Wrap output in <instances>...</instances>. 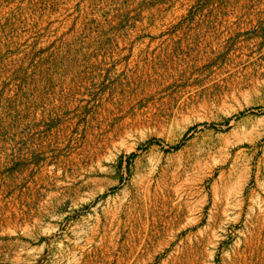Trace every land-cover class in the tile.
I'll return each mask as SVG.
<instances>
[{"label":"rangeland","instance_id":"1","mask_svg":"<svg viewBox=\"0 0 264 264\" xmlns=\"http://www.w3.org/2000/svg\"><path fill=\"white\" fill-rule=\"evenodd\" d=\"M0 264H264V0H0Z\"/></svg>","mask_w":264,"mask_h":264},{"label":"bare ground","instance_id":"2","mask_svg":"<svg viewBox=\"0 0 264 264\" xmlns=\"http://www.w3.org/2000/svg\"><path fill=\"white\" fill-rule=\"evenodd\" d=\"M197 37H199V36L193 35L192 40L193 41L199 40ZM163 54H164V59L167 61H170V63L172 61H175L174 57H175L176 51H173L174 55H170L168 52H165V51H163ZM197 55L202 56L203 55L202 51L197 52ZM93 71L95 73L94 68H93ZM83 76L86 77L88 75H86L84 73ZM118 84H121V82H119ZM123 85L124 86L120 85L118 90L120 91L121 88L123 87V90L126 92L125 94H132V92L136 89L135 88L136 80L134 78L130 77L128 80H123ZM102 123H104L103 120H102ZM87 129L89 131H91V130L94 131L93 136L85 141V143L83 144V148L75 150V152H77V153L80 152L81 155H83V156L79 157L75 162L74 161H67L66 164L64 165L65 170L68 171L71 174V176L74 177L75 179H77L76 178V172L75 171L71 172L70 171L71 168L73 167L75 169L77 167H82L85 165L87 160L95 158L97 155L101 154L103 152V148L110 144V138L112 136V134H108V133H107L108 135H106L108 128H87ZM89 151H90V153H89ZM112 161H114V160H112ZM74 182L77 183L78 181H74ZM75 183H73V185L69 186L67 189H64L63 190L64 193H70L72 191H76L81 187V186H77V185L75 186Z\"/></svg>","mask_w":264,"mask_h":264}]
</instances>
